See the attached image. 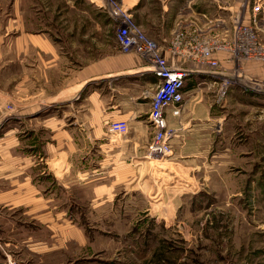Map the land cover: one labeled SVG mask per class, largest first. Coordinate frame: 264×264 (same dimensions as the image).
<instances>
[{
  "label": "rangeland",
  "instance_id": "1",
  "mask_svg": "<svg viewBox=\"0 0 264 264\" xmlns=\"http://www.w3.org/2000/svg\"><path fill=\"white\" fill-rule=\"evenodd\" d=\"M136 3L130 8L122 0H0V37L8 24L11 39L17 37L18 24L25 21L28 34L49 40L56 54L65 62L72 59L78 70L118 52L129 54L116 42L120 22L115 13L125 11L161 53L190 30L200 40H230L237 18L264 48V0ZM257 3L262 12L255 18ZM195 13L216 23L200 25ZM225 56L219 55L224 76L239 71L242 79L222 98L221 79L204 81L199 93L205 99L197 108L205 104L208 111L195 119L196 113L186 112L183 104L180 116L170 122L175 131L171 152L164 159L146 157L148 169L140 180L135 175L118 187V197L100 207L99 201L89 200L82 180L59 185L56 233L44 231L33 218L5 231L3 217L19 212L13 215L0 206V264H264V61ZM13 107L0 105V114ZM47 159L38 157L42 164Z\"/></svg>",
  "mask_w": 264,
  "mask_h": 264
},
{
  "label": "crops",
  "instance_id": "2",
  "mask_svg": "<svg viewBox=\"0 0 264 264\" xmlns=\"http://www.w3.org/2000/svg\"><path fill=\"white\" fill-rule=\"evenodd\" d=\"M122 1L133 8L139 0ZM211 19L195 13L200 25L215 24ZM18 29V36L11 39L8 24L0 37V105L14 106L0 114V125L4 123L0 206L13 210V215L19 212L13 218L3 217L7 228L3 230L11 231L12 225L28 222L23 218H33L44 231L56 233L59 214L54 202L58 201L59 185L71 187L76 184L72 180H82L89 200L99 201L100 206L118 197L123 183L135 175L140 180L148 169L149 163L144 162L148 135L152 134L148 115L159 77L148 61L135 53L118 52L76 70L72 59L65 62L60 58L49 40L28 34L25 21L20 20ZM29 41H35L31 48ZM162 55L171 66L191 71L184 105L197 119L208 111L205 104L197 108L205 99L200 86L212 77L200 64L175 59L168 45ZM61 64L69 69L61 70ZM78 93L84 95L76 101ZM172 119L170 116L169 123ZM117 120L128 123L123 138L114 137L108 129V124ZM39 156L48 159L42 164Z\"/></svg>",
  "mask_w": 264,
  "mask_h": 264
},
{
  "label": "built area",
  "instance_id": "3",
  "mask_svg": "<svg viewBox=\"0 0 264 264\" xmlns=\"http://www.w3.org/2000/svg\"><path fill=\"white\" fill-rule=\"evenodd\" d=\"M261 12L262 6L255 4L254 17L256 18ZM126 14L125 11L117 12L114 18L120 22L116 35L119 50L123 53H135L146 59L159 77L148 115L149 124L153 128V137L147 155L166 156L171 152L170 141L175 133L170 126L169 117L180 116L182 113L186 95L184 88L191 71L171 66L162 55L158 44L142 34L140 28L130 21ZM235 24L230 40L226 36L224 39L216 36L204 41L198 39L194 30H190L179 33L169 46V51L175 59L200 64L213 79H221L219 98L224 97L237 84V80L242 79V73L239 71L233 76H224L227 74L221 68L219 55L229 54L232 59L238 61H264V48L254 40L256 33L249 26L241 24L239 18ZM108 129L115 135H124L128 132V123L120 120L112 121L108 124Z\"/></svg>",
  "mask_w": 264,
  "mask_h": 264
},
{
  "label": "bare ground",
  "instance_id": "4",
  "mask_svg": "<svg viewBox=\"0 0 264 264\" xmlns=\"http://www.w3.org/2000/svg\"><path fill=\"white\" fill-rule=\"evenodd\" d=\"M149 155V154H148ZM165 155H162V156H160V157H156V156H151V155H149V156H147V158L148 159H150V158H153V159H164L165 157H164ZM150 157V158H149Z\"/></svg>",
  "mask_w": 264,
  "mask_h": 264
}]
</instances>
